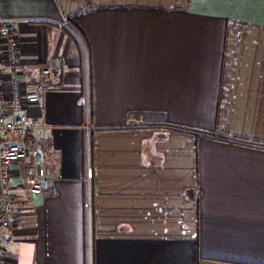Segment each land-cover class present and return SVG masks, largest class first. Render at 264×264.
I'll return each instance as SVG.
<instances>
[{
  "label": "crops",
  "instance_id": "crops-1",
  "mask_svg": "<svg viewBox=\"0 0 264 264\" xmlns=\"http://www.w3.org/2000/svg\"><path fill=\"white\" fill-rule=\"evenodd\" d=\"M0 18L20 82L61 76L3 140L56 193L11 166L2 264H264V0H0Z\"/></svg>",
  "mask_w": 264,
  "mask_h": 264
},
{
  "label": "built area",
  "instance_id": "built-area-1",
  "mask_svg": "<svg viewBox=\"0 0 264 264\" xmlns=\"http://www.w3.org/2000/svg\"><path fill=\"white\" fill-rule=\"evenodd\" d=\"M62 28H71L62 22ZM19 42L10 33L7 21L0 18V264L4 256L2 245L3 231L11 228L15 223L12 209V195L10 191L11 166H18L23 173V181L31 196L48 192L55 195V188L51 185L50 178L43 169V159L40 153H35L32 162L27 161V154L23 147L4 143V139L18 141L25 132L33 128L27 117L22 114L24 105L32 104L38 108L44 106L43 90L55 88L61 84V76L53 60H49L40 68V78L36 83L20 82L19 76ZM3 67L6 69L10 86V107L13 111L11 120L5 116L7 101L3 88ZM86 190L89 191L90 179H84Z\"/></svg>",
  "mask_w": 264,
  "mask_h": 264
}]
</instances>
